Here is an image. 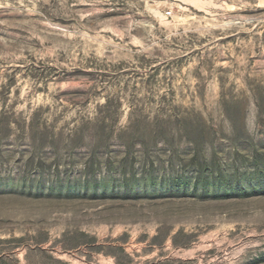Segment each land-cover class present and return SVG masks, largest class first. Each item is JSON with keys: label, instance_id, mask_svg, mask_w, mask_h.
<instances>
[{"label": "rangeland", "instance_id": "obj_1", "mask_svg": "<svg viewBox=\"0 0 264 264\" xmlns=\"http://www.w3.org/2000/svg\"><path fill=\"white\" fill-rule=\"evenodd\" d=\"M0 264H264V0H0Z\"/></svg>", "mask_w": 264, "mask_h": 264}, {"label": "built area", "instance_id": "obj_2", "mask_svg": "<svg viewBox=\"0 0 264 264\" xmlns=\"http://www.w3.org/2000/svg\"><path fill=\"white\" fill-rule=\"evenodd\" d=\"M170 14H171V13H170V12H168V13H166V16H170Z\"/></svg>", "mask_w": 264, "mask_h": 264}]
</instances>
